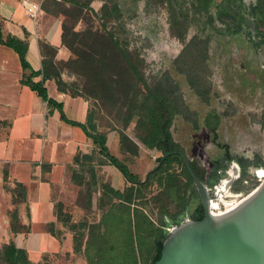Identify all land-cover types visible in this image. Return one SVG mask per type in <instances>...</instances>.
Returning <instances> with one entry per match:
<instances>
[{
	"label": "crops",
	"instance_id": "0c3cea01",
	"mask_svg": "<svg viewBox=\"0 0 264 264\" xmlns=\"http://www.w3.org/2000/svg\"><path fill=\"white\" fill-rule=\"evenodd\" d=\"M29 1L40 7L34 18L26 14L22 0H0L2 35L26 43L29 65L23 69L15 50L0 43V247L12 242L16 248L26 251L33 264H52V261L64 264L66 255L69 264H89V239L107 234L116 244L117 255L120 249L127 250L134 264H151L158 246L167 236V229L186 218L196 219L202 213L195 186L177 167L171 169L172 175L160 176L161 185L155 180L148 186L130 183L116 167L102 161L91 138L80 126L70 123H86L91 109L89 100L72 94L69 87L60 90L57 84L59 79L65 86L71 84L70 75L61 67L72 57L63 39V17L49 8L53 2L62 0ZM32 72L36 73L31 76ZM260 76L264 81V72ZM29 77L33 82L43 81L48 97L61 104L70 122L62 120L56 107L49 109L35 91L22 83ZM209 103L208 95V102L204 104ZM186 106L197 113V127L193 128L178 114L173 120L171 135L188 158L176 132L180 125L188 124L193 131L201 125L198 108ZM210 111L218 115L216 140L225 148L215 145L211 136L217 152L211 159L210 169L202 171L194 166L201 180L213 186L226 175L232 161L240 165L241 174L246 167L241 164L243 158H235L228 145L218 141V128L224 115L215 109L207 113ZM206 114L202 119L205 129ZM97 131L105 134L109 154L125 159L138 182L147 179L162 156L160 150L144 147L134 131L133 134L124 132L138 145L137 155L121 151L117 130L97 124ZM81 156H91L92 161ZM78 178L88 180L94 188L95 196L91 193L86 202L93 216L88 220L79 219L78 214L83 211L78 206L69 213L63 209L61 194L69 186L82 183L76 182ZM16 184L23 186L24 198L17 197ZM104 186L119 192L130 189L128 198L105 194ZM13 213L17 218L14 230Z\"/></svg>",
	"mask_w": 264,
	"mask_h": 264
},
{
	"label": "rangeland",
	"instance_id": "374dc122",
	"mask_svg": "<svg viewBox=\"0 0 264 264\" xmlns=\"http://www.w3.org/2000/svg\"><path fill=\"white\" fill-rule=\"evenodd\" d=\"M87 1L78 0L79 7H76L62 0L59 5L49 8L63 17L65 40L72 49L71 59L61 65L74 85L69 90L89 100L90 108L95 111L96 124L104 129L119 131L122 128L124 109L121 107L119 92L113 91L109 95L100 88L90 59L99 60L104 57L112 63L110 70L103 69L105 79L112 78L120 82L133 77L117 49L109 42L106 44L108 39L103 29L106 27L147 85L153 86L164 75H168L177 83L184 103L198 108L199 129L193 131L190 125L185 124L180 125L176 133L185 147L189 162L199 170H209L211 159L217 152L210 141L212 135L204 128L202 119L209 109L218 110L224 115L218 128V141L226 143L235 158L252 161L258 157L260 160L257 165L245 168L240 178L233 183L231 196L226 200L237 201L250 192L260 182V174L264 171V81L260 76L264 72V44L256 46L245 35L211 37L207 71L204 74L206 85H210V103L207 106L194 96L187 84V75L178 73L174 63L184 43L194 35L201 34V28L195 22L189 18L185 40L181 41L171 32L166 3L147 6L145 0H92L85 5ZM244 1L247 3L251 0ZM104 3L108 7L112 3L118 4L116 17L106 20L104 17L97 19L93 15L94 12L100 14ZM191 70L189 77L200 74L197 63H193ZM134 122L135 119L124 131L133 134ZM172 167H177L180 174L186 177L180 164H173ZM77 181L82 183L69 186L61 194L63 209L69 213L74 206H78L83 211L78 214L79 219L88 220L93 216L86 202L91 193L95 196L94 188L88 180L78 178ZM63 262L69 264L67 255ZM0 264H7L1 253Z\"/></svg>",
	"mask_w": 264,
	"mask_h": 264
},
{
	"label": "trees",
	"instance_id": "16d2710c",
	"mask_svg": "<svg viewBox=\"0 0 264 264\" xmlns=\"http://www.w3.org/2000/svg\"><path fill=\"white\" fill-rule=\"evenodd\" d=\"M69 1L74 6L79 7L78 0H63ZM92 0L85 2V5L89 4ZM113 2V0H106ZM137 2L139 0H132ZM146 5H167L169 13V20L171 25V32L174 37L181 41L185 40V34L189 26V21L195 22L197 26L201 28V34L194 35L187 42L174 60L175 70L178 73L186 74L188 77L187 84L193 90V92L199 97V99L207 103L208 95L210 93V85H206L204 81L205 72L207 71V61L209 57V42L212 36L216 37H239L245 35L254 41L256 46L264 44V0H251L245 2L244 0H220L214 2V0H145ZM188 4V6H186ZM53 5H59L57 2H53ZM118 11V4L112 3L110 7L104 3L101 6L100 14L94 12L93 15L97 19L104 17L106 20L116 17ZM190 18V20H189ZM106 34V44H109L117 49L121 56L126 61L130 74H133L131 79H123L118 82L116 80L105 79L103 77V69L110 70L112 63L108 62L104 57L99 60L90 59L92 63L94 75L98 84L102 90L111 95L113 91H117L120 94L122 100L121 107L124 109V117L122 120V128L118 131L119 143L121 151L123 153H129L130 155H137L138 145L131 140L124 132V129L129 123L135 119V137L137 140L149 149H157L161 152H172L174 150H181L179 145L175 143L171 135V127L175 116L182 114L187 121H189L193 128L197 127V113L190 111L183 100V95L178 88L175 81L171 80L168 75H164L163 79L156 82L153 86L147 85L140 74L137 72L134 64L127 56L125 52L120 49L118 41L114 38L111 32L103 27ZM66 26L63 24V39L65 40ZM0 43L5 44L15 50L19 56V60L23 69H28L29 65L26 61V43L11 36H3L0 26ZM72 52L70 46H68ZM193 63L198 64V71L200 74L191 76V69ZM180 64V65H179ZM36 72H32L31 76ZM59 79V73L56 75ZM46 78V74H44ZM122 78V77H121ZM141 84L137 85L135 80ZM23 84L30 87L35 91L43 101H45L49 109L56 107L61 114V119L68 121L62 111L61 104L55 102L49 98L47 91L42 82H33L31 78L23 79ZM58 88L65 90L66 87H72L73 84L65 86L59 79L57 81ZM64 86V87H63ZM74 95H79L73 93ZM50 111V110H49ZM219 118L215 111H210L206 114L204 125L209 129L213 136V143L219 148H225L216 140V127L218 125ZM80 126L85 134L91 138L94 145L98 149V153L103 157V162L116 167L124 176L126 181L130 183H136L138 185L148 186L152 181H156L158 185H161L162 175H172L170 172L173 168V164H180L183 168V172L190 182H192L188 175L185 166L178 155H169L160 164L157 160V165L148 174L147 179L144 182H138L135 175H133L126 163L125 159L119 160L116 157L109 154L105 145V134L97 131L96 117L94 109H90L87 114V121L85 124L70 122ZM81 159H87L92 161L91 156H81ZM76 159V162H79ZM260 163L258 157H255L252 161L241 159L243 167H247L250 164L257 165ZM191 167L195 174L202 179V176L198 173L196 167L190 162ZM17 197H25V190L22 185L16 184ZM104 192L110 196H116L119 198H128V192L130 189L124 192L115 191L107 186H104ZM90 197V195L88 196ZM203 216L200 213L196 219H201ZM12 217V229H16V215L11 214ZM126 244V243H124ZM115 243L110 237L105 234L99 238L91 237L87 243L88 251V263L89 264H134L132 256L129 251L120 249L118 255L115 253ZM126 246V245H123ZM162 243L157 248V253L153 257L151 264H154L160 257V250ZM90 251L93 253H90ZM2 259L7 264H33L24 249L16 248L15 245L10 242L2 246L0 250ZM90 254V255H89Z\"/></svg>",
	"mask_w": 264,
	"mask_h": 264
},
{
	"label": "water",
	"instance_id": "95a60500",
	"mask_svg": "<svg viewBox=\"0 0 264 264\" xmlns=\"http://www.w3.org/2000/svg\"><path fill=\"white\" fill-rule=\"evenodd\" d=\"M169 155L182 160L203 216L171 226L154 264H264V174L250 192L220 210V203L231 195L233 183L241 176L240 165L232 161L226 176L209 186L195 174L181 150L163 151L158 163Z\"/></svg>",
	"mask_w": 264,
	"mask_h": 264
},
{
	"label": "built area",
	"instance_id": "2783aa9c",
	"mask_svg": "<svg viewBox=\"0 0 264 264\" xmlns=\"http://www.w3.org/2000/svg\"><path fill=\"white\" fill-rule=\"evenodd\" d=\"M22 5L25 9V12L28 16L34 18L37 14V12L39 11L40 7L39 4L33 2V1H29V0H22ZM264 174V171L261 172V175L259 177V181L261 180L262 176ZM235 202V201H234ZM231 205L230 201H227L226 199L222 201V203H220V210H224L227 207H229ZM220 210L216 209V212H220ZM170 228V227H169ZM169 228L167 229V231L169 230Z\"/></svg>",
	"mask_w": 264,
	"mask_h": 264
},
{
	"label": "bare ground",
	"instance_id": "6f19581e",
	"mask_svg": "<svg viewBox=\"0 0 264 264\" xmlns=\"http://www.w3.org/2000/svg\"><path fill=\"white\" fill-rule=\"evenodd\" d=\"M260 175H261V174H260ZM229 196H231V195H229ZM229 196H228V197H229ZM233 202H234V201H230V203H233Z\"/></svg>",
	"mask_w": 264,
	"mask_h": 264
}]
</instances>
